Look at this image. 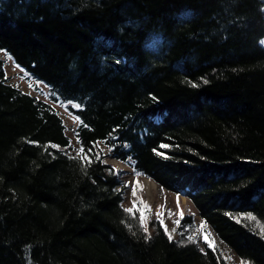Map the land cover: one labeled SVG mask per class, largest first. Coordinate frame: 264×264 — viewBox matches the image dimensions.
Returning <instances> with one entry per match:
<instances>
[{
	"label": "trees",
	"instance_id": "16d2710c",
	"mask_svg": "<svg viewBox=\"0 0 264 264\" xmlns=\"http://www.w3.org/2000/svg\"><path fill=\"white\" fill-rule=\"evenodd\" d=\"M263 39L264 0H0V51L47 88L0 57V264H225L194 214L264 264ZM106 156L191 202L179 234L143 231Z\"/></svg>",
	"mask_w": 264,
	"mask_h": 264
},
{
	"label": "rangeland",
	"instance_id": "374dc122",
	"mask_svg": "<svg viewBox=\"0 0 264 264\" xmlns=\"http://www.w3.org/2000/svg\"><path fill=\"white\" fill-rule=\"evenodd\" d=\"M0 57L5 61L4 68L9 75L10 81L19 85L23 90L31 92L41 99L47 100V88L43 83L28 79L26 74L20 68L15 66L12 63L10 57L4 52L0 51ZM54 106L58 109L63 118L65 130L71 138V144L75 146L76 143L73 136V129L77 123L76 118L68 113L63 105L54 103ZM105 161L111 163L113 166L123 171L122 179L126 184H128L124 192V205L127 208H132V206L138 208L140 216L143 212V224L145 227L147 226V228L150 230L151 223H154L155 221L157 222L158 219V221H161L165 229H167L168 237L171 235L173 238L179 234L177 221H179L180 217L184 216L185 214H194V208L191 202L185 196L167 191L164 188L156 185L153 180L134 174L128 165L116 159L106 156ZM146 178L153 182V185L151 184L149 189L144 183V179ZM137 181L142 187H137ZM133 188H136L135 196H133ZM140 201H143L145 204L149 205L150 209L148 211H143V206L139 203ZM201 224L202 222L200 221L199 216L194 214V220L192 221L191 225L189 227H183V231L187 235L183 237V240L189 241L188 236L192 235L195 237V240L193 241L199 246H209L204 241V235L205 233H208L210 234L209 240L214 242V248L218 250L225 264H246L236 255V253H234L222 241L218 240L214 232L208 228V226H204L202 229Z\"/></svg>",
	"mask_w": 264,
	"mask_h": 264
},
{
	"label": "snow or ice",
	"instance_id": "6c2138e0",
	"mask_svg": "<svg viewBox=\"0 0 264 264\" xmlns=\"http://www.w3.org/2000/svg\"><path fill=\"white\" fill-rule=\"evenodd\" d=\"M261 43H264V41H262ZM78 142H79V141H78ZM52 147H56V146L53 145ZM95 147H96V143L94 142L93 145H92V148H89V149H88V153H91V152H92V149L95 148ZM81 153H84V148H83V145H82V144H81V148L79 149L77 155L80 156ZM95 155H96V159L99 160V159H100V154H99V152H97ZM72 158H75V157H72ZM81 159L84 160L86 163H91V159H90V157L87 156V153H84V155L81 156ZM137 187H142V186L139 185L138 181H137ZM135 195H136V188H133V196H135ZM134 203H135V202H134ZM139 203L143 206V211H148V210L150 209V206L147 205V204H145L143 201H140ZM138 210H139L138 208L134 207V208H132V209H126L125 211L128 212V213H135V212L138 211ZM170 214H171V213H170ZM158 215H159V214H158ZM248 215L250 216L251 214H248ZM143 221H144V215H143V212H142V213H141V217H140V223H141V225H143ZM177 223H179V221H177ZM201 228H202V229L204 228V224H203V222H202V224H201ZM143 231H144L145 233H147V228L144 227V228H143ZM166 231H167V229H166ZM209 235H210V234L205 233V235H204V241H205V243H207V244L209 245V247H214V242L209 240ZM146 238H147V237H146ZM169 239H170V240L172 239L171 235H169ZM188 240H189V241H193V240H195V237L192 236V235H189V236H188Z\"/></svg>",
	"mask_w": 264,
	"mask_h": 264
},
{
	"label": "bare ground",
	"instance_id": "6f19581e",
	"mask_svg": "<svg viewBox=\"0 0 264 264\" xmlns=\"http://www.w3.org/2000/svg\"><path fill=\"white\" fill-rule=\"evenodd\" d=\"M144 183H145V186L149 189L150 188V185L152 184L153 185V182L149 181L147 178L144 179Z\"/></svg>",
	"mask_w": 264,
	"mask_h": 264
}]
</instances>
